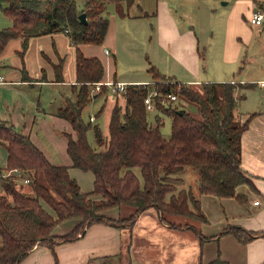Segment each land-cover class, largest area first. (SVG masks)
<instances>
[{"label":"trees","instance_id":"16d2710c","mask_svg":"<svg viewBox=\"0 0 264 264\" xmlns=\"http://www.w3.org/2000/svg\"><path fill=\"white\" fill-rule=\"evenodd\" d=\"M108 1L115 3L120 15L125 14L122 2L126 5L133 2ZM105 6L104 0H84L81 8L77 0H0V11L12 19L10 26L0 28V52L14 37L22 38L24 50L29 37L55 31H65L75 45L99 44L108 27V18L102 14ZM81 12L85 13V23L78 19ZM102 71L98 58L86 57L77 49L79 86L76 98L55 111L68 119L76 132L75 138L66 133V151L72 166L93 173L91 191H81L66 165L50 163L28 135L17 131L10 121L0 119V141L7 151L5 167L0 165V171L3 168L23 169L30 177L28 186L31 187V192L26 193L12 179L0 176V264H18L36 244L53 249L59 242H70L93 223L128 225L150 206L157 209L159 218L170 227L195 230L191 224H177L165 218V214L204 218L200 200L191 190L181 188L175 192L176 187L171 182L170 174L186 166L197 170L200 194L232 197L240 203L247 201V196L237 190L240 184L250 183L240 167V136L255 112L243 122L236 117L237 84L208 81L193 88L150 65L152 86L162 96L175 92L179 98L195 105L196 111L185 106H170V99L162 103L161 96H154L155 109L171 116L170 136L165 138L160 130L163 122L159 115L156 114L154 123L147 117L144 97L150 86L127 84L125 110L121 112L118 106L113 107L106 140L97 125L86 123L81 117L83 107L91 98L89 83L99 81ZM61 74L58 64L57 81L62 80ZM90 128L100 149L87 140ZM134 168L139 169L140 176ZM168 193L169 198L165 200ZM94 194L101 198L94 200L91 198ZM42 201L54 214L46 210ZM114 206H130L132 211L117 218L103 215L105 209ZM72 217L78 221L68 232L51 234L54 226ZM223 231L240 242H247L258 234L232 224L225 226ZM208 264L228 263L216 257Z\"/></svg>","mask_w":264,"mask_h":264},{"label":"crops","instance_id":"0c3cea01","mask_svg":"<svg viewBox=\"0 0 264 264\" xmlns=\"http://www.w3.org/2000/svg\"><path fill=\"white\" fill-rule=\"evenodd\" d=\"M83 1L81 0L80 5L77 4L78 8L83 7ZM104 1L106 6L112 2ZM184 1L155 0V10L157 16H160L157 23L159 43L157 51H153V57H145L147 78L142 74L129 75L125 79L117 78L116 72L119 48H126L124 31L128 30L125 27L131 21L151 14V7L145 0H133L130 5L122 2L124 15L118 13L115 3L112 2L113 12L109 17L106 16L108 27L99 44L75 45L65 31L31 36L27 39L24 50L21 37L10 39L0 52V119L10 121L17 131L28 135L50 163L66 165L69 175L75 178L80 190L88 192L93 189L94 175L90 170L72 166L66 151V133L75 138L76 132L68 119L55 113L68 100L73 101L76 98L79 86L76 76L77 49L86 57L99 59L103 70L99 80L101 82H151L153 79L148 68L150 62H153L151 65L160 73L184 84L208 81L236 83V117L243 122L255 112L240 136V167L251 185L244 183L237 187L239 192L247 196V201L240 203L231 197L238 203L236 214L240 216L221 219V226L223 230L229 224L240 225L258 234L247 242H241L245 243L243 246L237 244L227 232L218 239L220 248L229 239L227 241L241 252L243 264H256L264 257L263 250L260 256L251 258L252 252L261 245L258 241H263L261 238L264 236V91L261 93L259 90H264V86L259 84L264 81V71L260 70L262 65L255 67L253 64L256 55L264 56V18L260 25L251 24L249 18L256 6L264 11V0H188L189 4H184ZM106 6L102 14L106 12ZM11 23L12 19L0 11V28L10 26ZM58 64L61 66V81L55 78ZM94 83H89L91 98L83 107L81 117L84 122L97 125L102 137L107 140L111 111L114 106H118L123 112L126 97L124 92L112 91L107 86L92 90ZM254 85L253 89L260 91V98L256 102L249 99V91ZM190 109L196 111L194 105ZM155 111L157 110L154 109L153 112ZM154 119L148 120L154 123ZM160 120L162 121L161 117ZM162 127L163 125L160 130ZM91 132L94 137L92 128L88 129L86 136ZM161 133L168 138L170 129ZM95 147L101 148L97 143ZM1 151L5 152L2 163L5 164L7 151ZM253 200H258V203L254 204ZM43 203L48 210V205L42 201ZM49 212L53 213L52 209ZM102 213L108 218H117L121 215V208L114 206ZM77 221V218H67L54 226L51 234H64ZM186 229L189 228L170 227L159 218L157 209L150 206L128 225L115 226L107 222H97L88 226L76 239L59 242L53 249L36 244L18 264H57V255L59 264H86L90 258H103L108 261V256L122 250L132 260L127 264H139L131 257L134 249L139 252L144 250L145 253L157 249L158 253L153 256L151 264H178V253L182 248L190 243L184 252L192 250L194 255L198 250V243L200 244L195 237L192 240L183 238V244V239L181 240L176 231ZM196 230L193 233L198 235ZM199 252L202 249L200 251L199 248ZM223 257L221 259L228 264H233L231 260Z\"/></svg>","mask_w":264,"mask_h":264},{"label":"rangeland","instance_id":"374dc122","mask_svg":"<svg viewBox=\"0 0 264 264\" xmlns=\"http://www.w3.org/2000/svg\"><path fill=\"white\" fill-rule=\"evenodd\" d=\"M146 4L151 7L150 10L151 14L147 15L143 19L139 20H133L131 21L130 25L126 26L125 29L128 31H124V36L126 38V43L124 45L126 48H119V55H117V58L119 61L117 62V78H123L127 77L129 75H137L142 74L144 77L147 78V65L145 63V57L153 55V51H157L158 49V26L157 23L160 20V16H157L155 7V0H145ZM77 4H81V0H77ZM113 3L109 2L106 6V12L103 14L107 17L110 16V13L113 12V9L111 6ZM184 4H189L188 0L184 1ZM153 13V14H152ZM188 14V12H186ZM187 14H185L187 16ZM136 32V33H135ZM160 34V33H159ZM161 38V34H160ZM121 43V42H120ZM128 46H127V45ZM153 57V56H152ZM153 64V62H150V65ZM170 64V63H169ZM133 65H137L134 66ZM255 67L257 65H262L261 69L264 71V56L263 55H256L255 56V63L253 64ZM236 84V83H235ZM193 88H199L200 83L198 84H187ZM255 88V85L252 86V90L249 91V99L251 101H258L259 94L261 90V93H263V89H253ZM236 90V89H235ZM170 106H185L186 109L191 108V103L184 101L183 99L179 98L177 96V99L174 101H171ZM195 106V105H194ZM122 109H125L122 108ZM158 114L163 124V127L161 128V132L169 131L170 129V121L171 116L169 113H164L162 111H150L147 114L148 119L149 118H155ZM155 115V116H154ZM87 140L90 143V145L95 147V140L94 137L89 133L87 134ZM4 144L0 141V147L1 149H5ZM3 147V148H2ZM0 149V164L5 167L2 164L5 160V155L3 151ZM10 169V168H5ZM134 171L138 176L139 169L134 168ZM172 177L171 182L175 185L177 192L179 189H190L193 196L198 198L200 200V208L202 211V214L204 216L203 219L200 218H193V217H187L182 215H166L165 218L170 222L180 223V224H191L193 225L199 232H201V235H196L193 232L195 230L193 229H186L183 231H176V234L180 236L181 240L183 238H187L192 240L194 237L196 238L198 243V250L196 254H192V250H188L187 252H184V249H186V246H190V243H188L184 248H182V251L178 253V264H207L210 260L216 257H223L227 260H231L233 264H243L241 252L237 251L235 247L232 245L230 241L225 240L223 247L220 248L219 244V236H222L226 234L222 230L221 226V219H231L232 217H239L240 215L236 214L238 206V203L234 201L231 197H216L213 195L208 194H200L198 192V172L196 169L186 166L182 171L174 172L170 174ZM15 182V181H14ZM17 186H20L22 190L26 193L31 192V187L28 186L26 183H19L15 182ZM248 185H251L248 183ZM169 193L166 195L165 200L168 199ZM94 200L98 201L101 198V195L94 194L91 196ZM43 205H45L43 203ZM189 205L191 208H193L192 203L189 202ZM46 206V205H45ZM51 211V208L48 206V211ZM53 211V210H52ZM132 211V208L130 206H121V215H128ZM54 213V212H53ZM52 213V214H53ZM231 238L237 243L243 246L245 243H241L230 233ZM234 237V238H233ZM263 241H258L259 246L258 249L254 250L252 252L251 258H256L260 256L264 250V236L261 238ZM184 244V239L182 240ZM202 249V252H199ZM157 249L152 250L151 253H145L144 250L142 252H139L137 249L132 251L131 257L133 261H136L139 264H151L153 263L151 260L153 256L157 255ZM57 264H59V257L57 255L56 257ZM131 260V258H130ZM129 257L128 254L122 250V252H119L118 254H111L108 256V261L104 260L103 258H90L88 259L86 264H127L129 263ZM132 261V260H131ZM264 257L262 256L256 264H264Z\"/></svg>","mask_w":264,"mask_h":264},{"label":"built area","instance_id":"2783aa9c","mask_svg":"<svg viewBox=\"0 0 264 264\" xmlns=\"http://www.w3.org/2000/svg\"><path fill=\"white\" fill-rule=\"evenodd\" d=\"M263 18H264V11L262 10V8L256 6L255 9L252 11L249 21L253 25H260L262 23ZM105 51L108 52L107 50ZM144 84L150 86L149 92L144 97V103L146 105V109L149 111H153L155 109V104L153 101L154 96H161L162 103H164L166 99H170L171 101L177 99V94L175 92L166 93L165 95L162 96V93H160L156 88L152 86L154 84V81L145 82ZM259 84L260 86H264V81H260ZM101 86H107L112 91L125 93L127 84L123 81H118V80H107L105 82L97 81L93 84L92 90H100ZM0 176L8 177L15 182L19 181V183L21 184L22 183L28 184L30 181L29 175H27L23 169H19V168H10V169L3 168L0 171ZM253 203L257 204L258 200H253Z\"/></svg>","mask_w":264,"mask_h":264},{"label":"water","instance_id":"95a60500","mask_svg":"<svg viewBox=\"0 0 264 264\" xmlns=\"http://www.w3.org/2000/svg\"><path fill=\"white\" fill-rule=\"evenodd\" d=\"M78 19L82 22H86V16H85V13L84 12H81L78 14ZM179 112H183V109H179L178 110Z\"/></svg>","mask_w":264,"mask_h":264}]
</instances>
